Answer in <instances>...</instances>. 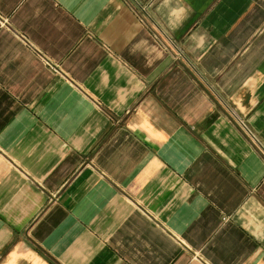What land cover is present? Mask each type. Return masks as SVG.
<instances>
[{"label":"crops","instance_id":"obj_1","mask_svg":"<svg viewBox=\"0 0 264 264\" xmlns=\"http://www.w3.org/2000/svg\"><path fill=\"white\" fill-rule=\"evenodd\" d=\"M0 264H264V0H0Z\"/></svg>","mask_w":264,"mask_h":264}]
</instances>
